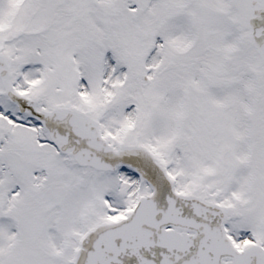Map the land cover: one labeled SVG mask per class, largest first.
Returning <instances> with one entry per match:
<instances>
[{
  "label": "snow or ice",
  "instance_id": "1",
  "mask_svg": "<svg viewBox=\"0 0 264 264\" xmlns=\"http://www.w3.org/2000/svg\"><path fill=\"white\" fill-rule=\"evenodd\" d=\"M0 264H264V0H0Z\"/></svg>",
  "mask_w": 264,
  "mask_h": 264
}]
</instances>
